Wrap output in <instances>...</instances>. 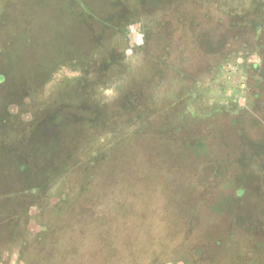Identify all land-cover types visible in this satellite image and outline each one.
Instances as JSON below:
<instances>
[{
	"label": "rangeland",
	"instance_id": "374dc122",
	"mask_svg": "<svg viewBox=\"0 0 264 264\" xmlns=\"http://www.w3.org/2000/svg\"><path fill=\"white\" fill-rule=\"evenodd\" d=\"M263 28L264 0H0V264H264Z\"/></svg>",
	"mask_w": 264,
	"mask_h": 264
},
{
	"label": "trees",
	"instance_id": "16d2710c",
	"mask_svg": "<svg viewBox=\"0 0 264 264\" xmlns=\"http://www.w3.org/2000/svg\"><path fill=\"white\" fill-rule=\"evenodd\" d=\"M30 164H31V166H26V167H25V165H22L21 167L16 165V169L15 170H14V167L12 168L13 172L19 175L20 181L24 182L23 187H27L26 188L27 190L25 189L26 191L25 190L24 191H20V193L24 192V193H21L24 196H26L27 192H29V191H36V189H38V187H39V183H40L39 181L42 180L41 175L37 176L38 172H36V170L34 168L35 163L33 162V163H30ZM29 181H35V182H37V185L34 184L33 186H31L30 184H28ZM10 224L13 225V222H11ZM25 234H26V232H25ZM25 234H24V237H25ZM15 236H16L15 235V229L12 230L10 228L9 237L13 238ZM24 239L25 240H22V241H24L23 242L24 245H28L27 237H25ZM39 246L40 245L37 244V243H33V244H30V245L26 246L25 249L22 250V252L18 255L20 260L25 263L27 258H28V256H29V254H31L30 252H32L33 250H36ZM35 247H37V248L35 249Z\"/></svg>",
	"mask_w": 264,
	"mask_h": 264
},
{
	"label": "crops",
	"instance_id": "0c3cea01",
	"mask_svg": "<svg viewBox=\"0 0 264 264\" xmlns=\"http://www.w3.org/2000/svg\"><path fill=\"white\" fill-rule=\"evenodd\" d=\"M263 15V14H262ZM259 26V25H258ZM264 29V28H263ZM36 191H32L31 193L32 194H34ZM11 218H13L12 219V221L11 222H13V225L11 224V226L8 228V230H7V232H6V236H7V238H9V234H10V228L13 230L14 228H15V226L17 225V223H18V220H17V215H15L14 214V216H11ZM11 220V219H10ZM10 222V223H11ZM26 236H27V232H26V234H25ZM16 237L17 236H15V237H13V239H16ZM12 241V240H11Z\"/></svg>",
	"mask_w": 264,
	"mask_h": 264
}]
</instances>
